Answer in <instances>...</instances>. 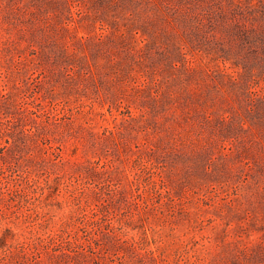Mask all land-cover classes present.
Returning a JSON list of instances; mask_svg holds the SVG:
<instances>
[{"label": "rangeland", "instance_id": "rangeland-1", "mask_svg": "<svg viewBox=\"0 0 264 264\" xmlns=\"http://www.w3.org/2000/svg\"><path fill=\"white\" fill-rule=\"evenodd\" d=\"M0 264H264V0H0Z\"/></svg>", "mask_w": 264, "mask_h": 264}]
</instances>
